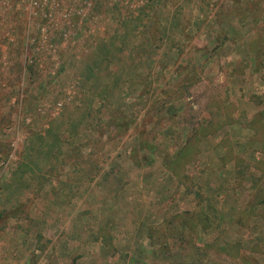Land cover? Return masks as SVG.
<instances>
[{"label":"rangeland","instance_id":"1","mask_svg":"<svg viewBox=\"0 0 264 264\" xmlns=\"http://www.w3.org/2000/svg\"><path fill=\"white\" fill-rule=\"evenodd\" d=\"M44 23L0 0V264H264V0Z\"/></svg>","mask_w":264,"mask_h":264},{"label":"built area","instance_id":"2","mask_svg":"<svg viewBox=\"0 0 264 264\" xmlns=\"http://www.w3.org/2000/svg\"><path fill=\"white\" fill-rule=\"evenodd\" d=\"M94 1L97 0H71L70 4H65V0H27L29 14L40 15L45 19L46 24L51 22L54 18L63 19L64 22L67 23L73 16L79 17L85 15ZM44 24L38 27L42 43L46 40V35L44 34L46 28ZM64 31H66L64 27H61V34H63Z\"/></svg>","mask_w":264,"mask_h":264}]
</instances>
